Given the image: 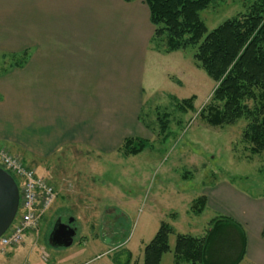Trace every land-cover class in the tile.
Here are the masks:
<instances>
[{
  "label": "rangeland",
  "instance_id": "obj_1",
  "mask_svg": "<svg viewBox=\"0 0 264 264\" xmlns=\"http://www.w3.org/2000/svg\"><path fill=\"white\" fill-rule=\"evenodd\" d=\"M215 2L201 14L208 31L245 13L254 0ZM193 52H145L141 73L146 94L140 131L132 136L148 144L136 155H124L121 146L101 153L68 145L37 155L8 144L27 167L50 183L62 184L65 192L44 212L38 228L25 232L20 244L0 245V264H115L125 262L127 251L130 264H143V249L161 222L173 233L160 264H174L176 234L203 235L211 219L224 215L218 208L227 204L237 209L245 199L248 208L259 213L251 203L264 201V154H252L244 141L245 119L211 126L202 118L216 83L196 65ZM26 55L0 52V74L14 75ZM191 96L193 108L184 111L181 100ZM163 115L164 132L159 122ZM40 133L46 130L37 133L42 139ZM201 195H208L209 203L197 214L191 206ZM58 217L73 219L77 226L70 247L48 243ZM240 264L252 263L245 257Z\"/></svg>",
  "mask_w": 264,
  "mask_h": 264
},
{
  "label": "crops",
  "instance_id": "obj_2",
  "mask_svg": "<svg viewBox=\"0 0 264 264\" xmlns=\"http://www.w3.org/2000/svg\"><path fill=\"white\" fill-rule=\"evenodd\" d=\"M150 25L142 0H0V52L27 53L14 75L0 74V148L109 153L133 137ZM50 184L55 202L65 189ZM251 204L259 213L245 199L217 210L245 229V257L264 264V201Z\"/></svg>",
  "mask_w": 264,
  "mask_h": 264
},
{
  "label": "trees",
  "instance_id": "obj_3",
  "mask_svg": "<svg viewBox=\"0 0 264 264\" xmlns=\"http://www.w3.org/2000/svg\"><path fill=\"white\" fill-rule=\"evenodd\" d=\"M142 1L153 27L149 48L160 53L194 49L192 57L196 65L216 83L211 102L201 111L202 118L211 126L231 125L245 119L248 123L243 132L244 141L250 145L252 154H264V0H254L245 13L224 20L210 31L201 14L215 0ZM194 100L195 96L182 99V109H192ZM248 101L252 102L251 106ZM162 118L159 122L164 132L166 116ZM147 144L143 138L126 137L121 145L122 153L136 155ZM206 202L207 197L201 195L191 207L200 214ZM171 233L172 227L161 222L143 249V264H160L162 255L170 250ZM246 245L243 226L220 214L210 220L201 236L176 234L173 262L240 264ZM131 257L127 251L125 262L116 260L115 264H130Z\"/></svg>",
  "mask_w": 264,
  "mask_h": 264
},
{
  "label": "built area",
  "instance_id": "obj_4",
  "mask_svg": "<svg viewBox=\"0 0 264 264\" xmlns=\"http://www.w3.org/2000/svg\"><path fill=\"white\" fill-rule=\"evenodd\" d=\"M0 166L20 185L18 211L10 227L0 236L3 247L16 246L25 232L38 228L41 216L55 198V192L47 179L37 175L34 169L4 148H0Z\"/></svg>",
  "mask_w": 264,
  "mask_h": 264
},
{
  "label": "water",
  "instance_id": "obj_5",
  "mask_svg": "<svg viewBox=\"0 0 264 264\" xmlns=\"http://www.w3.org/2000/svg\"><path fill=\"white\" fill-rule=\"evenodd\" d=\"M19 204V190L14 178L0 167V236L13 222ZM60 223L57 219L48 235V243L54 248L70 247L76 234V229L70 228L69 224Z\"/></svg>",
  "mask_w": 264,
  "mask_h": 264
},
{
  "label": "flooded vegetation",
  "instance_id": "obj_6",
  "mask_svg": "<svg viewBox=\"0 0 264 264\" xmlns=\"http://www.w3.org/2000/svg\"><path fill=\"white\" fill-rule=\"evenodd\" d=\"M57 219H60V223H63V224H67V223H68V220H67V221H63L61 217L56 218V220H57ZM56 220H55V221H56ZM55 221H54V222H55ZM69 227H70V228H74V229H76V232H77V226H76V224H75L74 222H71V223L69 224ZM51 229H52V228H51Z\"/></svg>",
  "mask_w": 264,
  "mask_h": 264
}]
</instances>
